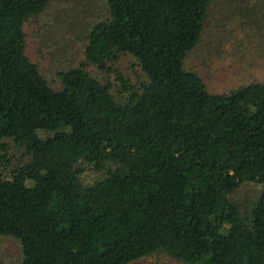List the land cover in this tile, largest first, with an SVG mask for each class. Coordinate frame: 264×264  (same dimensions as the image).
<instances>
[{"label":"trees","instance_id":"obj_1","mask_svg":"<svg viewBox=\"0 0 264 264\" xmlns=\"http://www.w3.org/2000/svg\"><path fill=\"white\" fill-rule=\"evenodd\" d=\"M103 1L86 60L54 86L23 29L50 0H0V235L15 264H264V82L214 93L184 67L210 0ZM245 185L259 187L246 202Z\"/></svg>","mask_w":264,"mask_h":264},{"label":"rangeland","instance_id":"obj_2","mask_svg":"<svg viewBox=\"0 0 264 264\" xmlns=\"http://www.w3.org/2000/svg\"><path fill=\"white\" fill-rule=\"evenodd\" d=\"M106 16L103 0H50L46 8L24 25L25 52L44 78L58 82L60 70L84 62L89 24ZM184 67L197 73L210 92L225 93L241 85L264 82V9L261 0H210L206 19L195 47L185 56ZM118 66L137 82L141 72L133 60L122 57ZM92 67V66H90ZM93 72L97 73L95 68ZM96 75V74H95ZM99 76H104L98 72ZM94 174H84L91 180ZM252 185L243 186L237 198H253ZM247 199V200H246ZM20 245L0 235V264H15ZM130 264H186L155 252Z\"/></svg>","mask_w":264,"mask_h":264}]
</instances>
